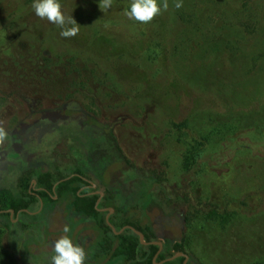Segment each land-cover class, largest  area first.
<instances>
[{
  "label": "rangeland",
  "instance_id": "obj_1",
  "mask_svg": "<svg viewBox=\"0 0 264 264\" xmlns=\"http://www.w3.org/2000/svg\"><path fill=\"white\" fill-rule=\"evenodd\" d=\"M130 2L111 0L104 9L99 0H60L80 26L76 36L63 38L56 25L35 15L32 0H0V149L8 147L9 131L20 120L61 103L37 92L39 83L23 75L29 47L28 58L36 61L89 42L104 58L94 59L98 66L115 71L119 81L108 84L117 91L113 105L98 103L90 91L70 92V109L86 111L101 124L90 132L74 116L36 115L40 122L23 134L22 161L14 159L11 146L0 155V188L14 190L41 161L60 168L89 163L97 175L108 155L121 169L117 139L139 175L156 171L162 181L168 173L171 180L163 183L171 191L182 187V158L197 139L207 165L194 179L192 201L162 204L170 219L182 221L188 255L200 264H264V0H249L246 8L243 0H180V8L167 0L168 9L147 23L125 15ZM192 194L221 216L198 210ZM130 214L142 217L141 210ZM162 226L166 233L174 229L168 221ZM13 235L0 224L7 251L12 239L17 247L22 238L19 229ZM23 257L26 264L47 262L27 251Z\"/></svg>",
  "mask_w": 264,
  "mask_h": 264
},
{
  "label": "trees",
  "instance_id": "obj_2",
  "mask_svg": "<svg viewBox=\"0 0 264 264\" xmlns=\"http://www.w3.org/2000/svg\"><path fill=\"white\" fill-rule=\"evenodd\" d=\"M248 1L243 0L244 8L247 7ZM13 47L16 48V44H13ZM29 50V54L24 53L27 57L26 68L22 69L23 75L25 71L29 74L27 79L29 82L39 83V87L35 89L37 92H41L46 97L50 94L59 98L61 103L55 108L33 111L27 116V128L40 121L34 119L36 115L50 120L74 116L81 124L82 130H88L87 128L91 126L94 129L99 127L101 124L90 113L82 110L72 111L69 100L70 92L86 90L94 94V99L98 103L114 104L113 95L117 91L108 84H119L117 75L112 70L104 72L94 60L104 58L89 48V42L85 45L74 44L66 53L56 56L45 55L39 60L36 58V61L28 58L33 47H29ZM109 60H106L107 64L110 63L107 62ZM117 89L121 91L118 87ZM16 130L17 133H13L12 136L19 140L20 127L18 126ZM206 140L203 138V141ZM114 141L115 152L124 164L121 169L114 167L117 162L116 157L112 160L108 155H103L106 163L101 171H96L97 175L89 170V163L60 168L51 167L41 161L35 164L34 169L19 178L14 190L0 189V204L3 205L0 210L6 211L0 213V224L9 230L11 238H14L15 229L22 232L18 246H12L15 240L12 239L8 251L3 248L0 241V264H26L23 257L26 251L31 258H46L47 262L44 264H49L50 257L54 254L52 245L63 235H68L74 244L84 249L86 264H155L176 253L187 252L182 226L173 225L172 219L168 220L170 215L165 212L162 204H165L166 208L177 202L189 206L192 201L190 196L194 190V179L207 165L206 162L200 161L201 142L196 139L192 149L182 158L179 177L182 179L183 188L178 186L169 191L168 186L163 183L171 180L168 173H164L165 178L162 181L156 171L149 175L140 173V176L138 174L140 170L127 162L118 140L114 139ZM208 165L213 169L218 166L215 163ZM85 179L100 181L105 190V199L98 208L96 202L99 196L88 194V190H80L87 185ZM33 180L36 181L34 186L37 190L30 189ZM184 180H187L186 185L183 184ZM192 196L196 199L198 205L195 206L198 210L199 208L200 211L208 210L204 211V214L214 219L221 216V212L215 206L209 205L193 194ZM41 201L44 203V208L40 214L30 215L22 212L34 211L35 208H39ZM101 207H112L115 210V215L111 216L109 221L117 232L126 226H132L143 233L145 242H161L163 249L156 262L153 259L160 250L159 245H143L139 237L128 228L120 234H115L106 221L107 213L99 210ZM11 210L14 211L13 219L10 218ZM131 210H141L142 217L131 216ZM19 213L21 217L14 224L12 220L18 219ZM22 217L28 219L21 220ZM163 221L172 223L173 231L166 233L162 226ZM66 227L69 229L67 233L64 232ZM25 233H28L27 239ZM183 260L184 258L180 257L163 264H183Z\"/></svg>",
  "mask_w": 264,
  "mask_h": 264
},
{
  "label": "clouds",
  "instance_id": "obj_3",
  "mask_svg": "<svg viewBox=\"0 0 264 264\" xmlns=\"http://www.w3.org/2000/svg\"><path fill=\"white\" fill-rule=\"evenodd\" d=\"M104 9L111 7V0H99ZM32 9L37 17L46 19L50 23L56 25L60 29V36L63 38H71L77 35L79 25L62 10L60 0H32ZM182 6L180 0H176L175 7ZM168 9L167 0H131L128 10L125 15L129 19H134L138 22L147 23L159 15L162 11ZM5 135L3 130H0V138ZM69 229L66 227L64 232ZM53 255L50 257V264H86V253L84 249L76 244L68 235H63L57 239L52 245Z\"/></svg>",
  "mask_w": 264,
  "mask_h": 264
},
{
  "label": "flooded vegetation",
  "instance_id": "obj_4",
  "mask_svg": "<svg viewBox=\"0 0 264 264\" xmlns=\"http://www.w3.org/2000/svg\"><path fill=\"white\" fill-rule=\"evenodd\" d=\"M26 119H27V117H24L22 120H20L19 121V123H17L16 124V126H15V128L13 129V130H11V131H9V134H10V136L9 137H11V139H10V142H9V145H8V147L7 148H4V149H0V155H7V151L10 149V146L12 147L11 149L15 152V156H14V159H19L20 160V162L22 161L21 160V141H22V138H23V134H24V132L27 130V129H29V128H27V122H26ZM38 122H40V121H38ZM37 122V123H38ZM37 123H35V124H37ZM20 127V132H18V134H19V140H17V144H14V142H12V139H15V138H13V133H17V127ZM31 126H33V125H31ZM20 147V148H19ZM17 155H19V156H17ZM3 158H0V162H3V160H2ZM22 164H24L23 162H22ZM26 164H27V162H26ZM25 167V170L24 171H26L27 172V167L26 166H24ZM85 181L87 182V185L86 186H84V187H82V189H80L81 191H83V190H88V194H92V195H97V196H99L98 197V200H97V202H96V207L98 208V206L101 204V202L103 201V199H105V196H106V193H105V190H104V188H102V186H101V182L100 181H97L96 182V180H93V179H85ZM36 184V181L35 180H33L32 181V185L30 186V189H34V190H37L36 188H35V185ZM0 189H8V188H0ZM54 189H55V186H54ZM10 190V189H9ZM100 193H103V196H101L100 195ZM34 194H36V193H34ZM55 199H57L56 197H55ZM41 203H43L42 201L40 202V206H39V208H37L36 210H34V211H28V210H23L22 212H25V213H27V214H30V215H37V214H40L41 212H42V210H43V208H44V203H43V208H42V210L40 211V207H41ZM3 205L2 204H0V207H2ZM112 207H101L99 210L100 211H102V212H105V213H107L106 214V217L109 215V219H110V217L111 216H114L115 215V210L111 213L110 212V209H111ZM113 209V208H112ZM40 211V212H39ZM2 212H6L5 210H0V213H2ZM32 213H34V214H32ZM14 215V214H13ZM19 218L18 219H16V220H12L13 221V223L14 222H16V221H18L19 219H20V217H21V215H20V213L17 215ZM10 218L11 219H13V216H12V214H11V211H10ZM168 220H170V218L168 219ZM172 223H173V225H181V226H183L182 225V221L180 220H175V219H172ZM172 223H170V224H172ZM162 251V250H161ZM187 251V250H186ZM161 253V252H160ZM159 253V254H160ZM184 254H186L187 256H188V260H187V263L186 264H200V263H198L199 261H197V260H194V258H191L189 255H188V253L186 252V253H184ZM184 261H185V258H184V260H183V264H184ZM162 262V261H161ZM161 262H159V263H161Z\"/></svg>",
  "mask_w": 264,
  "mask_h": 264
},
{
  "label": "water",
  "instance_id": "obj_5",
  "mask_svg": "<svg viewBox=\"0 0 264 264\" xmlns=\"http://www.w3.org/2000/svg\"><path fill=\"white\" fill-rule=\"evenodd\" d=\"M100 195L103 196V193H100ZM42 208H43V203H41L40 211L42 210ZM113 211H114V209L111 208L110 209V212L112 213ZM11 214L13 216V214H14V211L13 210H11ZM32 214H34V213H32ZM106 221H107L108 225H110V227L112 228V230H113V232L115 234H120V233L124 232L125 229L128 228V229L132 230L139 237V240H140V242L143 245H149V244H157V245H159L160 250L158 251V253L155 255V257L153 259V261L156 262V259H157L158 255H159V253L163 249V244L161 242H151V243L145 242L143 233L140 232V231H138V230H136L132 226H126V227H124L123 229H121L120 231L117 232L116 229H115V227L109 221V215L106 217ZM180 257L185 258L184 264H186L187 263V260H188V256L186 254H184L183 252L176 253L174 256H172L170 258H167L166 260L162 261L161 263H155V264H163V263H166V262L173 261V260H175L177 258H180Z\"/></svg>",
  "mask_w": 264,
  "mask_h": 264
}]
</instances>
